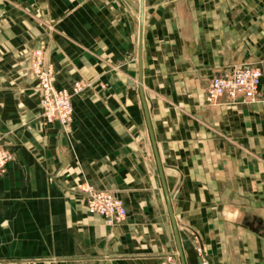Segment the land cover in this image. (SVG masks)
<instances>
[{
    "label": "crops",
    "instance_id": "crops-1",
    "mask_svg": "<svg viewBox=\"0 0 264 264\" xmlns=\"http://www.w3.org/2000/svg\"><path fill=\"white\" fill-rule=\"evenodd\" d=\"M140 8L0 0V263L183 264L171 207L185 264H264V98L207 100L216 73L264 71V0H145L150 125ZM42 45L58 86L90 84L69 126L43 117ZM88 187L127 219L89 212Z\"/></svg>",
    "mask_w": 264,
    "mask_h": 264
},
{
    "label": "built area",
    "instance_id": "built-area-1",
    "mask_svg": "<svg viewBox=\"0 0 264 264\" xmlns=\"http://www.w3.org/2000/svg\"><path fill=\"white\" fill-rule=\"evenodd\" d=\"M45 50L43 45L36 48L29 62L30 72L38 79L43 117L46 122L69 126L74 117L72 98L81 86L79 83L72 88L58 86L54 69L45 61ZM259 97L264 98V71L257 66H241L231 72H218L207 87V100L214 103L225 98L231 104H238L256 101ZM12 159L13 154L0 146V174L5 172ZM82 190L87 194L89 212L103 216L111 224L127 219L128 212L122 198L110 191L92 187ZM203 264L208 262L204 261Z\"/></svg>",
    "mask_w": 264,
    "mask_h": 264
},
{
    "label": "water",
    "instance_id": "water-1",
    "mask_svg": "<svg viewBox=\"0 0 264 264\" xmlns=\"http://www.w3.org/2000/svg\"><path fill=\"white\" fill-rule=\"evenodd\" d=\"M140 3H141V8H140V16L141 17H140V29H139V60H140V84H141L140 85V89H141L142 98H143V101H144V107H145V110H146L147 120H148V123L150 125L149 113H148V110H147V105H146V102H145V97H144V94H143V85H142V68H143L142 47H143V20H144L145 0H141ZM150 128H151V126H150ZM158 162H159V166H160V170H161L162 179H163V182H164V177H163V172H162V169H161V164H160V161H158ZM167 198H168L169 206H171L168 193H167ZM170 210H171L172 220L174 222V229H175V234H176V238H177V242H178L179 252H180V255H181V258H182V263L185 264V261H184V258H183V251H182L181 244H180V241H179V235H178V231H177V226L175 224V220H174V216H173V212H172L171 207H170Z\"/></svg>",
    "mask_w": 264,
    "mask_h": 264
},
{
    "label": "rangeland",
    "instance_id": "rangeland-1",
    "mask_svg": "<svg viewBox=\"0 0 264 264\" xmlns=\"http://www.w3.org/2000/svg\"><path fill=\"white\" fill-rule=\"evenodd\" d=\"M35 50V49H34ZM33 50V51H34ZM32 51V52H33ZM32 54V53H31ZM30 59H31V56H30ZM29 62H30V60H29ZM53 68V67H52ZM54 69V68H53ZM28 70H29V66H28ZM30 71V70H29ZM55 71V70H54ZM55 74H56V72H55ZM76 83H79L80 84V86H81V89H79L78 90V92H76L74 95H73V98H72V101L74 100V97L75 96H79V95H81L82 94V92L84 91V90H86L88 87H89V85L90 84H85V83H82V82H76ZM76 83H74L73 85H71L70 87H68V88H72ZM99 86H100V88L102 89V90H107L108 89V83L106 82V81H101L100 83H99ZM73 113H74V111H73ZM125 203V202H124ZM128 212V211H127ZM97 215H99V214H97ZM101 216V215H100Z\"/></svg>",
    "mask_w": 264,
    "mask_h": 264
},
{
    "label": "bare ground",
    "instance_id": "bare-ground-1",
    "mask_svg": "<svg viewBox=\"0 0 264 264\" xmlns=\"http://www.w3.org/2000/svg\"><path fill=\"white\" fill-rule=\"evenodd\" d=\"M141 1V0H140ZM145 8V7H144ZM141 17V16H140ZM143 23H144V20H143ZM139 29H140V22H139Z\"/></svg>",
    "mask_w": 264,
    "mask_h": 264
}]
</instances>
